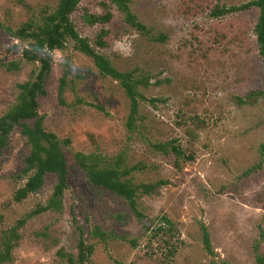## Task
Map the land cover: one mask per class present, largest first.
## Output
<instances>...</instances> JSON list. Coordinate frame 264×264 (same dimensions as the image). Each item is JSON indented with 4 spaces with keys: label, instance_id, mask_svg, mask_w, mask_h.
<instances>
[{
    "label": "rangeland",
    "instance_id": "obj_1",
    "mask_svg": "<svg viewBox=\"0 0 264 264\" xmlns=\"http://www.w3.org/2000/svg\"><path fill=\"white\" fill-rule=\"evenodd\" d=\"M252 0H132L130 7L147 32L126 23L124 14L107 0H82L72 19L79 34L121 71L148 77L141 90L139 130L132 136L126 126L130 101L119 83L104 76L93 59L72 42L52 53L47 94L39 112L47 130L70 138L72 152H99L107 161L123 153L128 165L142 164L136 182L169 180L152 195L139 199L146 218L139 219L127 202L109 190L91 184L86 174L67 157L71 168L64 208L46 211L21 228L14 260L0 264H69L66 254H78L81 231L94 247L89 264H257L255 246L264 255V59L258 51L255 7L214 16L217 7H232ZM58 0H0V23L19 28L33 15L50 12ZM108 2L109 8L102 4ZM113 13L102 25L85 23L86 11ZM102 27L104 47L96 44ZM165 36V40H160ZM28 41L0 26V63L20 60ZM38 68L22 61L19 71L0 65V116L15 102L17 84ZM67 72L65 103L59 87ZM103 108V109H100ZM17 126L0 155V237L38 204L53 194L57 176L49 173L43 188L22 202L14 199L25 183L20 177L30 148ZM176 140L194 160L153 148L157 142ZM162 215L179 231L178 251L169 255L162 235L150 238ZM210 231L216 256L203 243L201 224ZM96 226L127 239L102 241L92 235ZM136 239L137 246L130 240ZM1 250V247H0ZM63 255H61V253Z\"/></svg>",
    "mask_w": 264,
    "mask_h": 264
},
{
    "label": "trees",
    "instance_id": "obj_2",
    "mask_svg": "<svg viewBox=\"0 0 264 264\" xmlns=\"http://www.w3.org/2000/svg\"><path fill=\"white\" fill-rule=\"evenodd\" d=\"M82 0H58L57 6L50 12L41 15H33L28 21L19 28L13 29L11 26L4 27L6 31L21 40L28 41V48L23 50L20 60L0 63L7 71H19L22 68V61L36 62L38 68L32 73L31 77L17 84V96L15 102L0 116V155L9 145L12 132L17 126H20L22 135L26 138L30 148L28 155L24 160V166L20 171V177L24 178L25 183L19 187L15 193L14 199L22 202L30 195L39 192L49 173L57 176V183L50 199L45 204L38 206L28 213L24 218L19 220L16 225L7 228L1 232L0 237V262H12L14 260V249L21 239V228L32 217L46 211L60 212L64 208V195L69 185L71 168L67 152L71 153L73 162L87 176L89 182L94 186L111 191L112 193L123 198L131 210L139 219L146 218L145 214L139 209V199L143 195H152L158 188L169 184V180H159L154 183L136 182L135 173L143 171L145 166L142 164L128 165L123 153L112 157L107 161V156L99 152L83 153L72 152L70 150L71 139H60L56 133L46 129L44 117L39 112L40 97L47 94L46 83L52 71L53 59L52 53L57 49H64L66 43L72 42L74 47L90 56L95 65L104 76H109L116 80L123 88L130 101V111L127 118L126 126L130 136L139 130L140 107L142 102L155 103V98H147L141 88L150 84L148 77L139 75L134 71H121L105 55L97 51L87 37L79 34L72 15L77 12ZM111 5H115L123 14L126 23L136 29L147 32L146 26L140 22L132 11L130 3L132 0H107ZM108 2H103L105 8H109ZM257 8L259 15L254 26V33L258 51L264 59V0H252L246 4L232 7H217L213 15L223 16L241 10ZM85 23L96 25L98 23L105 25L113 19L111 10L105 14H98L86 11L83 14ZM108 33L105 27H102L98 34L96 44L104 47L106 42L104 36ZM160 40H165L161 36ZM67 72L62 77L59 87L60 102L65 103L64 90L68 85ZM253 96H262L264 90L254 92ZM103 109V108H100ZM153 148L164 153H172L176 156L177 164L179 161L194 160L192 154H187L181 145L176 144V140L167 142H157ZM260 154L262 160L244 175L260 169L264 160V143L260 145ZM202 239L207 252L216 256L212 245L211 234L205 223L201 224ZM146 231H151L150 238H156L162 235L164 243L168 249L169 255H175L178 251L179 237L176 233L179 231L177 224L167 215H162L154 227H147ZM92 235L100 238L102 241H108L111 238L127 239L124 236H118L115 232H106L101 226L93 229ZM261 238L264 239L262 233ZM133 246H137V240H130ZM260 242L255 246L257 264H264V255L259 252ZM78 254H66L69 264H89L90 256L94 247L88 244L81 231L78 241ZM61 255L62 252H60ZM212 264H231L227 261L212 262Z\"/></svg>",
    "mask_w": 264,
    "mask_h": 264
}]
</instances>
